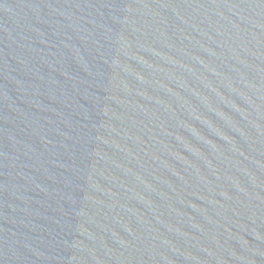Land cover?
I'll return each instance as SVG.
<instances>
[{"label": "water", "instance_id": "95a60500", "mask_svg": "<svg viewBox=\"0 0 264 264\" xmlns=\"http://www.w3.org/2000/svg\"><path fill=\"white\" fill-rule=\"evenodd\" d=\"M0 264H264V0H0Z\"/></svg>", "mask_w": 264, "mask_h": 264}]
</instances>
